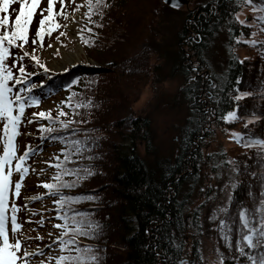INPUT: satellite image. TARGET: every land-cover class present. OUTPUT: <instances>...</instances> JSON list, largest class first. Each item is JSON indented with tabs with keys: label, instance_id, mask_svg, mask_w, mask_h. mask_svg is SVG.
<instances>
[{
	"label": "trees",
	"instance_id": "1",
	"mask_svg": "<svg viewBox=\"0 0 264 264\" xmlns=\"http://www.w3.org/2000/svg\"><path fill=\"white\" fill-rule=\"evenodd\" d=\"M54 1L57 13L54 19L62 24L61 6L57 8L60 2ZM71 2L65 0L69 13L72 12ZM197 5L200 11L190 24H184V37L180 38L187 42V47L182 46L179 51V68L186 80L180 93L189 102L190 113L175 157L160 158L151 164L140 155L139 145L144 143L148 148L152 142L148 137L149 119L131 110L140 100L143 89L150 83L159 82L160 63L152 60L153 46L138 50L137 45L144 41L151 16L152 23L157 19L158 23L165 8L170 7L164 0H122L115 6L104 0L103 5L94 8L90 17L87 15L81 38L91 61L69 65L64 71H51L44 64L48 71L33 67L35 61L28 64H33L32 68L24 64L27 73H36L29 77L31 83L38 85L32 94L36 97L61 94V106L50 112L51 116L59 115L60 120L71 123L67 129H62L58 121L53 122V127L58 129L53 135H62L65 140H79L83 146L78 154L76 146H71L73 155L67 167H78L81 175L88 168L92 174L81 180L72 175L63 176L65 181L76 180L77 186L60 191L67 196L96 197L64 207L70 212H86L88 215L84 219L100 225L94 237H78L82 247L93 245V252L99 253L98 264H180L189 253L198 257L200 232L194 230L198 226L201 228L198 222L202 214L201 204H193V200L204 189L209 171L218 173L223 162L224 165L229 163L223 149H219L220 154L203 151L213 124H224L227 129L234 128L235 133L240 134H233L232 138L240 152L234 155L232 162L231 199L225 207L227 211L222 212L215 223L219 253L223 255L224 264H251L247 256L237 250L242 235L237 231L241 226L238 210H247L253 226L258 225L259 218L264 215V146L255 143L257 139H264V21L255 16L254 31L263 38L256 46V54L241 59L234 50L236 38L240 33L250 36L253 29L252 25L240 24L236 13L243 5L249 7L250 4L244 0H200ZM251 5L264 16V0H252ZM18 8L19 0H15V10ZM39 10L38 7L30 24L28 38L35 35L34 22ZM89 18L94 23H89ZM61 28L67 33L66 27ZM61 28L54 29L51 35L45 32L43 40L50 41ZM89 28L92 31H88ZM220 37H224L227 48L225 67L219 72L208 67L204 70L209 69L208 77L202 79L198 75L200 65L197 74L193 73L187 56L190 55L194 63L199 61L194 59V52L201 60L206 59L207 47L215 45ZM193 66L195 68V64ZM73 80L77 83L73 84ZM27 83L25 81L23 86ZM239 92L250 94L236 99ZM77 104L81 107H75ZM61 110L67 115H60ZM233 110L236 117L224 119ZM38 123L47 125L49 121L40 118ZM37 124L35 148L43 147L46 142L50 146L56 145L50 160L54 165L56 156L63 159L64 153L60 149L70 146L64 140L47 137L42 142ZM219 155L220 159L217 158ZM56 172L57 169L52 167L51 179ZM214 187L211 185L208 191H213ZM45 196L51 198L52 204L59 199L58 195ZM187 216L191 220L186 219ZM55 219L56 223L62 222ZM221 219L225 221L224 226H219ZM221 227L224 228L223 235ZM246 232L247 229L244 234ZM225 236L231 239L232 247L227 246ZM244 250L259 259V249L245 247ZM57 252L56 255L59 249ZM85 264L97 262L86 261Z\"/></svg>",
	"mask_w": 264,
	"mask_h": 264
},
{
	"label": "rangeland",
	"instance_id": "2",
	"mask_svg": "<svg viewBox=\"0 0 264 264\" xmlns=\"http://www.w3.org/2000/svg\"><path fill=\"white\" fill-rule=\"evenodd\" d=\"M120 1L122 0H108V4H114L115 6ZM198 1L192 0L188 4L189 6L183 5L181 8H165L158 23L157 19L153 24L151 16V19L149 18L150 22L147 26L149 29L143 39L144 41L137 45L138 50L144 49L147 45L151 48L153 46L155 53L152 56V60H157L160 63V68L157 70L159 72V82H153L146 86L141 93L140 100L134 103L131 108L132 111L134 110L138 114H144L149 119L150 132L148 137L152 140L151 145L147 148V145L141 143L138 150L140 155L149 160L151 164L157 163L160 158L175 157V154L178 152V145L181 140L180 137L184 134L183 130L185 128L184 125L186 124V119L190 113V104L180 93V90L186 83V80L179 68V51L182 46L185 48L187 47L186 40H182L180 38L184 37L182 34L184 24H190L193 18L196 17V13L200 11V7L197 8ZM45 2L46 0L41 1L39 9L46 8L45 6L47 5H45ZM86 3V0L71 2L70 5L72 9L76 8L77 5H81L79 10L74 13L76 16L75 21L72 20L73 13L70 14L68 7H66L69 15L67 19L64 17L62 18L63 23L61 25H64L67 21V33L63 31L65 34L60 35V33H62L61 28L58 33L54 34V37H52L50 41L43 40L42 42H40L34 34H31L28 38V42L24 44V49H19L15 46L11 47L10 51L13 55L6 58L5 62L11 66L12 59L17 58L15 54L20 52L29 53L27 56L28 58L25 57L22 61L27 65V67L32 68L33 64L28 65L31 62L30 57L31 55H36L39 58L40 63L48 66L51 71H64L62 69H65L69 65H76L80 62L91 61L87 57V53L83 43L81 42L82 34L84 32L83 30L85 29L86 21H88L86 19L87 15H85V13H87ZM59 7L60 5L57 6V8ZM12 9L15 10V2L12 5ZM253 9L254 7L251 4L249 7L247 5H243L236 13L238 20L245 21V25H252L253 29L250 36H246L245 33H240V42H237L236 39L234 50L238 58L241 59H244L246 56L250 57L251 55L256 54V46L260 44L259 42L263 38H260L257 32L254 31L256 30L255 16L260 17L262 13L254 11ZM13 13L15 14V12ZM39 15H41V12ZM39 15H37V18ZM37 18L34 22V28H37L38 26ZM77 32H79L80 35H77ZM252 33H255V35H252ZM57 36H59V39H57ZM33 39L36 40L35 44L32 43ZM246 40H253L256 41V43H244L243 41ZM224 41V37H220L215 45L212 47L208 46L205 53L206 59L201 60L199 55L197 56L194 52V59L199 60V64L197 61L194 63L191 56L188 55L187 58L190 61L191 71L197 74V70L200 65L198 75L202 79H207L209 69L215 72L222 71L225 67L227 50V48H225ZM200 56L203 57L202 54H200ZM34 63L33 67H36L37 64L36 62ZM193 64H195V68H193ZM208 67V71L205 72L204 70ZM175 69H178L179 71H175ZM13 72H16V68H13ZM172 72H174V74ZM39 101L38 105L29 104V106L25 109V118H30L32 113L40 110H50V112L57 111L59 110L58 108L61 106L60 104L63 100L61 98V94L57 92L52 95H46ZM35 120L26 126L23 123L21 124L19 129L21 135L16 137L15 140L17 155L25 150L26 145H30L31 148L37 145ZM213 125L210 138L202 147L203 151L207 154L211 151L213 153L220 154L222 152H218L219 149H223L225 150L226 157L229 158V163L224 165L223 162V164L219 166L222 163L221 161L218 165L221 170L218 173H211L209 171L204 189L193 200V204H201L202 215L198 222L200 223L201 228L199 229L198 226L196 227L198 230H194L198 233L200 232V252L199 255H197V258L193 257V255L190 256L189 253L187 258L183 260L182 264H189V262L190 264H218L220 256L217 235L215 233V223L221 218L222 212L220 209L227 206L228 199L232 191L231 186L234 182V169L232 162L235 159L234 155L240 152V148L234 143V141H232L233 134H236L234 128L227 129L224 124ZM29 132L31 134H25ZM2 134L1 127L0 136H2ZM47 144L48 143L46 142L45 147L41 151H36L35 155L31 157L30 162L25 161L26 164L29 163L32 166L30 172H28L22 182L23 186L19 197L13 200L10 195L9 200L10 204L15 202L17 205H20L21 202H24V206L27 203V208L31 209L32 212L35 213V215H32L31 217L33 223L30 225L25 222V218L26 215H30L31 213H29L22 205L18 211V222L23 224L22 230L27 236L32 237V239H30L27 243V247L29 249H35L37 245L44 247L52 243L55 239V235L60 233V230L56 231V228L52 227V225L57 221L53 217L55 215V211L51 209L54 206L50 201L47 202L50 197L44 198L45 196H43L42 199L38 198L35 200H25L26 197H40L42 194H45L46 189L39 184V180L43 178L44 181H48V172L51 167L45 163V161H50L51 156H53L52 150L56 146H50ZM2 148L3 139H0V150ZM217 158L220 159V155ZM42 168L44 169L43 172L40 171ZM33 169H35V171H33ZM18 178L19 174L14 173L12 176L13 183ZM211 185H214L215 187L213 188V191H208V188ZM10 211L11 209L9 208V213ZM41 217H43L45 221L43 227L35 224V222L40 220ZM210 217H215V219H210ZM186 219L191 220L188 216ZM49 231L51 232V236L48 235ZM38 233L43 236L42 240L36 239ZM56 244H58V242H56ZM56 248L57 247L53 245V255L56 253ZM45 255H47V249H45ZM38 258L43 259L44 257Z\"/></svg>",
	"mask_w": 264,
	"mask_h": 264
},
{
	"label": "snow or ice",
	"instance_id": "3",
	"mask_svg": "<svg viewBox=\"0 0 264 264\" xmlns=\"http://www.w3.org/2000/svg\"><path fill=\"white\" fill-rule=\"evenodd\" d=\"M15 0H0V121H2V136L3 139V152L0 154V264H52L55 260V264H85L86 261H94L98 264L99 253L93 252V245L81 246L78 239L79 236L94 237L100 229V225L93 221L84 219L88 214L86 212H79L75 210H70L65 208V204H72L82 199L95 200L96 197L92 195L84 196H67L64 195L60 189L62 188H72L76 187V180L65 181L62 179L65 175H72L81 180L84 176L91 175L92 172L88 169H84L83 175L80 174L79 168H68L67 163L71 162L73 153L70 151L71 146H76V154L80 153L82 150V145L79 140H65L62 135H53V133H58V129L53 127V122L58 121L59 127L62 129H67L69 126V121H64L59 119V115L52 117L50 110H40L31 114L30 118H25V109L30 105H38L39 99L32 94V90L38 85L31 83L29 80L30 76H35L36 73H27L26 67L22 61L25 57L29 55L28 52H20L15 54L17 58L12 59L11 66L6 63V58L12 56L10 49L15 46L19 49H23L24 44L28 42V35L30 30V24L34 19L37 8L39 7L41 0H19L18 10L11 8ZM60 2V15L65 19L68 18V11L65 7V0H59ZM71 2V0H69ZM87 2V13L90 17L94 8L99 7L104 4V0H86ZM245 3L251 4L252 0H244ZM81 5H77L76 8L72 9V20H76L75 12L79 10ZM55 3L54 0H47V8L40 9L41 17L38 21V27L35 31V36L43 41L44 34L47 32L51 35L54 29L61 27H66V25H61L54 16L57 14L54 11ZM255 11V9H253ZM46 11V15L44 12ZM13 12H15L13 18ZM102 14V12H101ZM238 19V17H237ZM264 21V16L258 18ZM89 23H94L89 18ZM240 24H245V21L239 20ZM102 26V25H101ZM250 27V25H249ZM88 31H92L91 28ZM65 33H60L64 35ZM77 35H80L77 32ZM255 35V33H252ZM59 39V36H57ZM237 42H240V38L237 37ZM17 41L21 43L17 44ZM247 44H254L256 41L246 40L243 41ZM32 43L35 44L36 40L33 39ZM84 43H88L84 40ZM7 44V46H6ZM31 61H35L37 66L44 68L45 71L48 69L40 63L39 58L36 55H31ZM19 62V63H18ZM18 65V67H17ZM13 68H16V73L13 72ZM67 70V69H62ZM28 81L27 86H23L24 82ZM11 82V83H10ZM43 83V81H41ZM73 84L77 83L76 80L72 81ZM248 92H239L236 99L240 97L248 96ZM75 107H81L77 104ZM60 115H67V113L61 110ZM235 110L229 111L224 119L235 118ZM37 118H46L49 123L46 125L44 123H38L37 127L40 130V139L43 142L45 137L48 139H59L64 140L68 144L69 148H61L60 151L64 153L63 159L56 156V163L53 165L51 161H45L50 167H55L57 172L49 181H42L43 187L47 189L46 194H42L40 197H26L25 200H35L42 199L43 195H58L59 199L53 201L55 208V217L62 221L61 223L53 224L52 227L59 229L60 234L56 235L55 240L52 243L41 247L37 245L35 249H29L27 243L32 237L25 234L23 229V224L18 222V211L20 210V205L15 202L10 204V195L13 200L19 197L21 189L23 186V181L25 176L29 172V166L25 161L32 155L34 151H41L40 148H31L30 145L25 146V150L22 154L17 155L15 140L16 137L21 135L19 131L21 124L25 126L31 124L33 120ZM86 122V121H84ZM25 134H31L25 133ZM73 135V133H69ZM240 135V134H236ZM255 143L264 146V139H257ZM249 147L251 145H248ZM77 158H80L77 156ZM91 159V157H88ZM15 161V163H14ZM35 171V169H33ZM41 172L44 171L42 168ZM18 173L19 178L13 183L12 176L13 173ZM39 174V173H38ZM255 175V173H253ZM231 199V197H229ZM264 203V201H262ZM28 210L30 215H26L25 222L30 225L32 222V215H35L31 209L27 208V203L23 206ZM9 208L11 209L9 213ZM221 212H226L227 208H221ZM255 211V210H254ZM70 212V214H69ZM247 210L240 208L238 210L239 220L241 226L237 229L241 233V244L238 246V251L247 256L251 264H264V215L259 218V224L253 226L250 223V217L246 214ZM255 217L253 216L252 219ZM51 219V218H49ZM210 219H215V217H210ZM10 222V228H9ZM44 218L41 217L40 220L36 221L40 227L44 226ZM87 225V227H85ZM225 221L221 219L219 221V226H224ZM245 229H247L246 234H244ZM221 234L224 233V228H220ZM51 236V232L48 233ZM36 239H43V236L37 234ZM225 240L228 247H232L231 239L225 236ZM59 242L56 244V242ZM53 245L59 249L58 255L52 254ZM249 249H259V259L255 255L245 252L244 248ZM45 249H47V255H45ZM38 257H44L40 259ZM190 264V262H189ZM218 264H224V258L221 254L218 259Z\"/></svg>",
	"mask_w": 264,
	"mask_h": 264
},
{
	"label": "water",
	"instance_id": "4",
	"mask_svg": "<svg viewBox=\"0 0 264 264\" xmlns=\"http://www.w3.org/2000/svg\"><path fill=\"white\" fill-rule=\"evenodd\" d=\"M191 0H164V2L168 5V6H173L174 8H181L183 7V5L189 6V2ZM190 58V57H189ZM183 263V260L180 261V264Z\"/></svg>",
	"mask_w": 264,
	"mask_h": 264
}]
</instances>
